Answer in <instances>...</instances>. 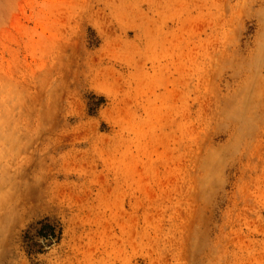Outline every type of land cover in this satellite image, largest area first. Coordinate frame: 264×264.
I'll return each mask as SVG.
<instances>
[{
	"label": "rangeland",
	"instance_id": "obj_1",
	"mask_svg": "<svg viewBox=\"0 0 264 264\" xmlns=\"http://www.w3.org/2000/svg\"><path fill=\"white\" fill-rule=\"evenodd\" d=\"M0 131V264H264V0H0Z\"/></svg>",
	"mask_w": 264,
	"mask_h": 264
},
{
	"label": "bare ground",
	"instance_id": "obj_2",
	"mask_svg": "<svg viewBox=\"0 0 264 264\" xmlns=\"http://www.w3.org/2000/svg\"><path fill=\"white\" fill-rule=\"evenodd\" d=\"M16 135V134H15ZM13 140L11 138V133L6 134V132L4 131H0V146L2 144H9V146H11L13 144ZM3 147V146H2ZM11 147H8V149L10 150ZM14 148V147H13ZM5 149V148H4ZM11 191V185L8 188L2 187L0 185V208L2 207V205L6 202V200H8L7 198L9 197V192Z\"/></svg>",
	"mask_w": 264,
	"mask_h": 264
}]
</instances>
